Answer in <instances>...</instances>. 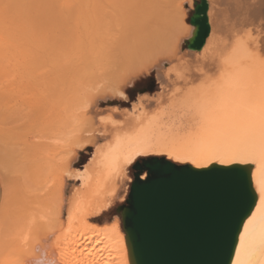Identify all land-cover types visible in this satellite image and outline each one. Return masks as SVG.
Segmentation results:
<instances>
[{"label":"bare ground","instance_id":"6f19581e","mask_svg":"<svg viewBox=\"0 0 264 264\" xmlns=\"http://www.w3.org/2000/svg\"><path fill=\"white\" fill-rule=\"evenodd\" d=\"M207 1L210 34L201 50L189 52L194 56L193 60L187 59L179 50L183 39L191 38L195 31L193 25L184 21L185 10L181 0H0V64L3 62L5 43L8 42L2 35V26L4 20L11 16L86 14L101 17L104 10L105 15L109 14L105 5L107 9L112 6L116 13L111 11L112 16L115 14V21L118 16L119 26L116 24V28L119 27V36L125 41L128 39L127 48H123L126 51L120 49L123 54L126 52L125 57L120 52V61L124 58L127 62L136 57L134 54H139L137 51L142 49L140 47L144 46V41L153 37L157 27L174 25L177 19L183 22V31L175 41V50H172L173 56L168 54L169 57H159L150 64L131 59L133 63L130 61L122 72H117L119 74L115 80L109 77V81L97 88L94 106L83 113L86 127L84 139L78 145V149L89 145L93 147V152L82 168H74L73 172L67 170L78 185L70 191L63 174L60 178V196L57 197V205L54 204L57 210L55 216H51L53 218L50 221L41 224L36 230L22 228L16 234L18 238L12 250L5 249L7 246L0 249V264H130L120 219L115 217L109 223L97 225L90 218L109 210L118 198L124 199L120 193L128 169L140 157L150 155L165 156L195 168L252 166V183L257 203L243 224L232 260V264H248L249 257L242 247L241 237L244 236L245 225L253 216L255 220L245 237V246L249 238L259 235L261 223L264 222V196L261 193L264 185V156L259 152L250 153L236 146L230 147L232 138L230 135L225 136L218 122L226 115L258 120L260 111L264 109V0ZM84 3L93 8L89 9L94 15L91 11L88 13L86 8L87 13L82 12H85ZM101 7L102 10L104 8L102 13L99 12ZM111 18L107 19L114 20ZM116 28L112 30H115L114 33H117ZM105 33H102L103 37ZM111 33L109 31L110 36ZM103 37L101 41L105 39ZM116 37L111 36V40H116ZM120 42L123 47L124 43L122 40ZM8 45L7 57L16 59V44ZM101 47L98 46L102 51ZM19 52L22 53V50L18 49ZM124 60L122 63H125ZM23 63L24 56L14 66L15 70L18 71L19 64ZM120 64L115 63L116 67L111 64L114 67L109 68L120 70ZM152 70H156L159 91L154 94L140 92L130 108L115 104L108 106L110 111L107 107L108 113L98 109L102 101L109 102L114 95L121 96L127 102L129 95L125 89L136 78ZM112 74L115 78V74ZM64 76L56 75L54 79L64 83ZM212 135L220 136L228 143L219 149L210 150L206 143ZM78 156L75 151L68 163L76 161ZM129 158L130 162H126ZM221 159H230L232 162L221 163ZM145 175L140 178L145 179ZM250 261L251 264H261L264 252L257 250Z\"/></svg>","mask_w":264,"mask_h":264},{"label":"rangeland","instance_id":"374dc122","mask_svg":"<svg viewBox=\"0 0 264 264\" xmlns=\"http://www.w3.org/2000/svg\"><path fill=\"white\" fill-rule=\"evenodd\" d=\"M189 1L191 0H181L185 10L184 21L192 25L190 17L194 12L195 3L199 0ZM84 5V9L86 8L88 13L92 12L94 15V12L90 10L93 8L86 3ZM111 7L110 11H107L109 9L105 5L106 12L110 14V16L108 14L109 17L105 15V10L103 8V12L101 7L99 10L103 12L100 13L101 17L85 16L86 14L84 16H11L3 22L2 35L8 42L5 43L3 62L0 64V183L3 188V201L0 206L1 250L6 246L7 250L14 248L12 245L18 238L16 234H19L22 228L30 227L36 230L55 216L59 199L57 197L61 192L62 179L60 178L63 174L70 191L78 185L71 176V172L74 168H82L93 152V147L89 145L84 149H78V145L84 139L86 127L83 113L94 106L97 88L109 81V77L115 80L119 74L117 72H122L132 61L131 59L150 64L159 57L174 54L172 50H175V41L183 31V22L179 19L174 21V25L157 27L156 33L150 40L144 41L145 43L142 41L144 46L140 48L143 50L137 51L139 54H134L136 57L131 58L129 62L121 57L125 62L122 63L120 52L123 53L120 49L127 48L128 39L125 41L123 37H120L119 27L116 28L118 16L116 15L115 21L116 13L113 7L111 10ZM86 9L85 12L81 10L87 13ZM111 11L115 13L113 16ZM104 18H114V20L111 22L107 19L110 24ZM16 24L17 26L13 27ZM104 28L109 29L108 32ZM115 28L117 33H114L115 30L112 31ZM109 31L114 33V35L111 33L112 37L117 36L116 40H111ZM102 33L106 35L104 34L103 37ZM101 36L105 38L102 41ZM121 40L124 43L123 47ZM107 41L111 43H109L110 46ZM187 41L188 38L183 39L179 50L187 59L194 60V56L189 54L191 49L187 48ZM142 42H140L141 45ZM8 43L16 44V59L12 56L7 57ZM99 45H102V51L98 48ZM116 45H118L117 49ZM104 47L109 48L108 52ZM18 49L22 50V53H18ZM124 53L125 57L126 52ZM22 56L25 57V63L19 64L20 69L16 71L14 66L18 65ZM114 58L115 60H112ZM116 58H119L117 60L120 62H115ZM115 63L116 65L122 63L118 67L121 71L113 68ZM168 65L169 63L166 64ZM106 66L107 68L113 66L109 68L111 72ZM112 73L115 74V78L112 77ZM60 74L66 76L64 83L56 82L54 79V76H60ZM142 88L147 90H141ZM159 90L156 70H152L136 78L134 83L125 89L129 95L127 99L129 102L123 101L121 96L114 95L109 102L102 101L98 109L106 113L107 107L115 104L122 108H130L141 91L154 94ZM108 108L110 111V107ZM75 151L79 156L76 161L69 164L68 160L74 156ZM152 156L155 155L142 158ZM67 170L71 172L68 173ZM67 176L70 178L67 179ZM132 181L131 166L120 193L124 199L118 198L112 207L105 211L107 213L102 216L104 221L114 217L120 219L116 208L124 204ZM43 215L48 217L45 218ZM93 218L90 220L92 221Z\"/></svg>","mask_w":264,"mask_h":264},{"label":"water","instance_id":"95a60500","mask_svg":"<svg viewBox=\"0 0 264 264\" xmlns=\"http://www.w3.org/2000/svg\"><path fill=\"white\" fill-rule=\"evenodd\" d=\"M207 12V0L195 3L188 49L204 46ZM132 169L127 198L116 208L130 264H232L240 231L257 203L251 165L195 168L152 156Z\"/></svg>","mask_w":264,"mask_h":264},{"label":"snow or ice","instance_id":"6c2138e0","mask_svg":"<svg viewBox=\"0 0 264 264\" xmlns=\"http://www.w3.org/2000/svg\"><path fill=\"white\" fill-rule=\"evenodd\" d=\"M103 119V118H102ZM218 125L224 130L225 136H231V146H236L247 150L248 152H259L264 156V109H262L258 115V120L247 119L243 117L224 116ZM227 140L212 135L209 137L206 147L208 149H219L222 145L227 144ZM130 162V158L129 161ZM230 159H221V163H231ZM262 196H264V185L261 187ZM264 202V201H262ZM255 216L248 220L247 225L244 228V236L241 237L242 247L245 248V254L249 257L248 264H251L250 257L256 253L257 250L264 252V222L261 223L258 236H253L248 239L247 246L244 244L245 237L248 236L250 226L253 224ZM264 264V261L261 262Z\"/></svg>","mask_w":264,"mask_h":264},{"label":"crops","instance_id":"0c3cea01","mask_svg":"<svg viewBox=\"0 0 264 264\" xmlns=\"http://www.w3.org/2000/svg\"><path fill=\"white\" fill-rule=\"evenodd\" d=\"M2 201H3V188H2V185H1V183H0V206H1V204H2ZM103 214V213H102ZM101 214V215H102ZM101 215H99V216H101ZM98 217V216H97ZM115 218V217H114ZM113 218V219H114ZM113 219H111V220H113ZM111 220H107V221H104L103 220V218H102V223L101 224H97V225H104V224H106V223H109ZM96 224V223H95Z\"/></svg>","mask_w":264,"mask_h":264},{"label":"trees","instance_id":"16d2710c","mask_svg":"<svg viewBox=\"0 0 264 264\" xmlns=\"http://www.w3.org/2000/svg\"><path fill=\"white\" fill-rule=\"evenodd\" d=\"M140 158H142V157H140ZM139 158V159H140ZM107 212H104L101 216H98V217H94L93 219H92V222L93 223H96V224H101L102 223V221H101V218H102V216L104 215V214H106Z\"/></svg>","mask_w":264,"mask_h":264},{"label":"flooded vegetation","instance_id":"af4514ba","mask_svg":"<svg viewBox=\"0 0 264 264\" xmlns=\"http://www.w3.org/2000/svg\"><path fill=\"white\" fill-rule=\"evenodd\" d=\"M148 87H149V86H148ZM143 89H144V90H147V88H142L141 90H143ZM141 92H145V91H141Z\"/></svg>","mask_w":264,"mask_h":264}]
</instances>
